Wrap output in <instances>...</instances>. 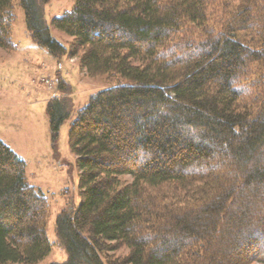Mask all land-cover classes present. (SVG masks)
<instances>
[{
    "label": "trees",
    "instance_id": "trees-1",
    "mask_svg": "<svg viewBox=\"0 0 264 264\" xmlns=\"http://www.w3.org/2000/svg\"><path fill=\"white\" fill-rule=\"evenodd\" d=\"M51 1L0 0V48L19 4L39 46L124 82L70 126L82 202L57 219L62 264H264V0H76L52 20L68 45ZM66 108L50 101L54 134ZM48 215L0 140V264L51 253Z\"/></svg>",
    "mask_w": 264,
    "mask_h": 264
},
{
    "label": "rangeland",
    "instance_id": "rangeland-1",
    "mask_svg": "<svg viewBox=\"0 0 264 264\" xmlns=\"http://www.w3.org/2000/svg\"><path fill=\"white\" fill-rule=\"evenodd\" d=\"M75 5L76 0H52L44 8L52 36L65 45L73 38L55 29L52 20ZM15 13L12 35L16 48H0V140L26 161L28 182L49 203L47 235L52 251L39 264H62L68 260V251L58 242L57 219L63 212H76L82 202L70 126L92 95L124 82L89 76L81 67L80 56L55 57L29 35L23 7L17 4ZM64 86L66 90L61 88ZM53 99L64 100L69 112L56 134L50 112Z\"/></svg>",
    "mask_w": 264,
    "mask_h": 264
}]
</instances>
